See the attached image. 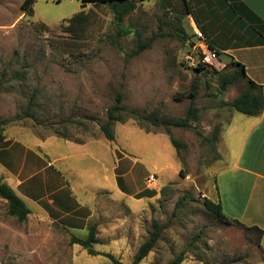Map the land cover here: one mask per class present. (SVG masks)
Returning <instances> with one entry per match:
<instances>
[{"label":"rangeland","instance_id":"rangeland-1","mask_svg":"<svg viewBox=\"0 0 264 264\" xmlns=\"http://www.w3.org/2000/svg\"><path fill=\"white\" fill-rule=\"evenodd\" d=\"M23 2L0 0V117L11 119L0 131V174L25 153L45 152L35 160L36 178L58 169L59 186L68 184L73 197L63 206L67 214L40 210L44 215L30 212L23 222L0 200V264H110L106 254L132 264L152 221L163 229L139 264H166L182 250L181 264H264L254 233L225 224L204 204L218 201L215 145L232 111L223 104L244 82L224 85L227 67L197 71L187 61L193 33L188 15L179 14L183 1L135 0L121 14L93 0H35L32 13ZM138 39L143 48L135 53ZM248 53L235 56L245 61ZM193 82L197 112L189 128L170 126L168 135L164 126L124 114L111 126L113 140L100 130L117 92L139 115L183 117ZM170 135L182 143L178 149ZM47 136L55 138L40 144ZM60 139L84 145L73 149ZM57 156L64 159L53 161ZM92 224L96 255L70 243Z\"/></svg>","mask_w":264,"mask_h":264},{"label":"crops","instance_id":"crops-1","mask_svg":"<svg viewBox=\"0 0 264 264\" xmlns=\"http://www.w3.org/2000/svg\"><path fill=\"white\" fill-rule=\"evenodd\" d=\"M186 1L187 7L193 9L196 17L188 15L191 31L193 32L195 27L204 26L207 43H210L221 57L242 63L246 76L262 86L264 95V0ZM242 49L249 52L245 61L235 56V53ZM233 111L235 112L231 111L215 145L217 163L220 164L216 172L218 201L226 216L262 230L260 246L264 252V107L254 116L244 114V117L234 118ZM51 138L55 137L47 136L39 140L40 144H45ZM62 141L73 145V149L79 145L80 150L84 145ZM228 147L231 149L228 150ZM41 153L45 152L38 154L32 151L29 159L25 153L21 163L15 168H5V173H2L3 180L29 209L27 201L37 207L34 211L30 209V212L46 214V217L52 213L67 214L70 210H64L63 206L72 202L73 194L64 191L68 184L59 186L58 182L63 183L60 180V171L57 169L36 178L38 172L32 170ZM63 159L57 156L53 161ZM54 185H57L55 189ZM59 192L62 193L63 200L59 198Z\"/></svg>","mask_w":264,"mask_h":264},{"label":"trees","instance_id":"trees-1","mask_svg":"<svg viewBox=\"0 0 264 264\" xmlns=\"http://www.w3.org/2000/svg\"><path fill=\"white\" fill-rule=\"evenodd\" d=\"M34 1L35 0H24L22 4V9L27 13H32L33 11L32 4L34 3ZM93 1L107 3L113 9H117L119 7L120 10L119 14H121L131 11L134 8L135 0H93ZM163 1L166 3L168 0H163ZM182 1L184 4V8L179 13L180 16L185 17L189 14H192L195 17V12L193 11V9L187 7V1L186 0H182ZM78 16L79 13L74 14L68 19V22L74 24L76 21H78ZM199 28L202 31V33L205 35V27L199 26ZM68 29H70V27H68ZM188 33L189 32L186 33L184 32L185 38H188L190 36ZM190 33L193 32L190 31ZM192 36H193V40L188 41V45H189L188 50L195 41L194 34H192ZM137 46L138 48L135 50V53H139L140 49L143 48V44L140 42L139 39ZM208 46L214 49V47H212L210 43H208ZM207 67L209 66L198 64L195 67V69L197 71H202ZM225 67H227V70L229 69L230 72L229 74L222 76L221 78L222 84L227 85L238 82L242 83L240 80H243L244 83L242 84L244 87L241 91H239L237 96H235L231 101L224 102L223 105L239 113H243L245 115H249V116L258 115L264 107V95L262 92V86L256 84L246 76L245 68L242 63L231 59L229 60V62L226 64ZM196 94H197V84L196 82H193L190 86L189 92L186 94V96L190 99V102L185 115L180 118H168L161 116L156 112L139 115L136 109H132V108L127 109L123 107L121 104L122 96L119 92H117L114 94V103L106 110V122L100 125V130L102 131L104 137L107 140L109 141L113 140L114 137L111 130V126L114 122L123 121L124 114L134 115L145 121H148L154 126H164L168 135L170 134L168 130L170 126L189 128L191 126L190 124L191 120H196L197 108L194 105ZM184 96L185 95H181L179 97L182 98ZM10 122L11 119L0 117V131L4 128V126L9 124ZM2 139H3V135L0 133V140ZM169 139L172 145L176 149H178V147L182 145V143L179 140L173 138L171 135L169 136ZM215 141L216 139L213 140L214 143ZM0 200H3L5 202L7 213L10 216L15 217L16 220L19 222H23L24 220H26L28 214L30 213V209L25 204V202L13 191V189L3 181L1 177H0ZM181 203H182V199L176 204L175 209H177ZM204 204L225 224L227 225L238 224L244 230L253 232L260 246V238L262 236V230L260 228H258L257 226L244 225L238 220L226 216L222 211L220 201L213 202L209 198H204ZM151 225H152V229L149 231L148 237L138 246V248L136 249L133 255L132 264H139L141 260L147 256V254L154 247L156 241L158 240L162 232L163 226L159 225L156 221H152ZM95 229L96 226L94 224L90 225L89 231L85 238H81L73 235L70 238V243L81 246L90 255L98 254V252H96L92 248V244L97 241ZM184 254L185 251L182 250L178 255H176L172 260L168 261L166 264H181V262L184 259ZM106 255L111 260L110 264H123L122 262L117 260L112 254H106ZM220 264H226V263H220Z\"/></svg>","mask_w":264,"mask_h":264},{"label":"built area","instance_id":"built-area-1","mask_svg":"<svg viewBox=\"0 0 264 264\" xmlns=\"http://www.w3.org/2000/svg\"><path fill=\"white\" fill-rule=\"evenodd\" d=\"M193 34L195 41L187 52V61L193 66L202 64L218 71L225 68L227 63L223 62L221 55L215 49L208 46L202 31L195 27Z\"/></svg>","mask_w":264,"mask_h":264},{"label":"water","instance_id":"water-1","mask_svg":"<svg viewBox=\"0 0 264 264\" xmlns=\"http://www.w3.org/2000/svg\"><path fill=\"white\" fill-rule=\"evenodd\" d=\"M118 21H120L119 17H118ZM220 89L223 90V85L220 86Z\"/></svg>","mask_w":264,"mask_h":264}]
</instances>
